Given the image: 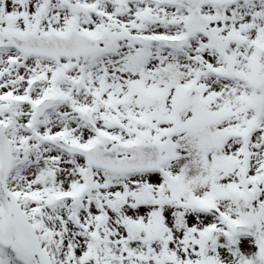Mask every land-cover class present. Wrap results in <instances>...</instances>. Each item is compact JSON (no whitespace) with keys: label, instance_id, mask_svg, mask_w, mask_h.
Segmentation results:
<instances>
[{"label":"snow or ice","instance_id":"1","mask_svg":"<svg viewBox=\"0 0 264 264\" xmlns=\"http://www.w3.org/2000/svg\"><path fill=\"white\" fill-rule=\"evenodd\" d=\"M0 264H264V0H0Z\"/></svg>","mask_w":264,"mask_h":264}]
</instances>
